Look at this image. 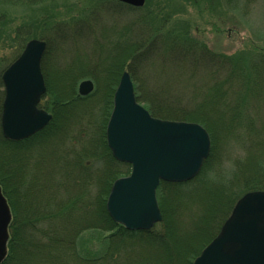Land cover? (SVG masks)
<instances>
[{
    "label": "trees",
    "instance_id": "obj_1",
    "mask_svg": "<svg viewBox=\"0 0 264 264\" xmlns=\"http://www.w3.org/2000/svg\"><path fill=\"white\" fill-rule=\"evenodd\" d=\"M43 1L45 0H0V35L10 42L11 48L10 58L0 56V88H3L4 71L20 56L28 41L37 38L46 40L48 51L42 62V70L50 102L46 104L44 97L41 107L53 114L49 126L34 137L21 142L8 141L1 132L4 96L0 98V144L2 150H6L10 155V159L3 161L7 165L16 163L7 176L0 174V185L13 214L9 229V253L3 264H120L118 259L121 258V254L128 251L127 259L134 254V248L138 247L144 252L157 249V264H163L164 260L165 264H177L176 261L192 264L218 234L239 198L247 191L264 189V172L241 183L252 185L251 188L242 186L245 189L236 194L232 192L234 182L229 183L228 189L221 187L204 190L205 194L202 195L209 205L205 211H210V217L205 218L204 221L197 219L193 224V230L188 234L195 235L196 238L193 239H199V242L190 239L189 247L193 250H187L184 254L179 251L180 255L175 259L173 255L177 249H174L173 243H179L177 226L181 227L182 209L195 202L199 186L196 188L194 183L200 185L207 177L209 178V165L213 162L214 155L206 160L203 172L194 181L188 184L161 182L158 188L163 214V223L160 226H165V230L169 227L172 247L168 245L166 234L162 230L154 228L149 232H133L117 224L108 213L107 199L113 183L118 179V174L123 169L130 168L131 171V167L113 157L106 141V127L113 109L115 90L125 66L129 64L132 79L138 82L135 83L137 99L144 102L155 117L200 123L208 130L213 145L220 131L224 138H233V136L239 138L241 132H244L246 136L244 138H264V53L252 54V56L250 54L249 57L219 54L201 41H192L188 29L161 35L162 28L170 18L163 17L165 19L161 20L147 8L150 3L142 9H134L114 1L111 10H116V6L127 7L136 15L127 26L128 35L133 38L136 36V42L124 45L122 48L123 50L130 46L131 51L124 56L122 50L115 52L116 59L105 66L100 62L101 59L96 63H86L81 60L78 66L71 62L73 65L69 64V67L63 65L65 68L56 64L55 68H51L55 70L53 73L51 66L48 65H51L49 57L53 54L58 39L67 38L70 33L79 37L84 33L92 37L99 33L96 38L103 37L106 24L100 25L98 21L102 18V11L111 10H107L106 5L100 0L97 6L90 8L92 9L90 15L77 22L70 30L66 28L67 25L57 26L54 22L48 23V20L41 34L37 30V20L14 26L15 22L8 13L10 7L13 9L33 6ZM120 14L122 16V13ZM96 38L97 44L101 40ZM96 51L98 54V50ZM157 53L164 60L165 58L170 60V57L171 62L177 61L176 68L179 73L182 72L181 76L162 75L158 71L159 66L156 68L153 66L158 60ZM140 64L141 69L145 70H141V74H138ZM59 68H64L63 71L70 73L71 76L68 79L66 92L60 90L57 79L54 77L51 78L52 81L48 79L49 76H55L54 74L57 76V72H60ZM82 75L92 76L96 83V90L87 97H80L77 91L78 82L83 79ZM81 101L89 102L91 106L93 103L103 106V109L98 110V116L96 109L84 122L88 128L94 126L96 133H87L86 136H91L90 138L69 140L67 137L70 133L73 131L71 134L75 136L79 130L73 122L76 108L85 105L81 104L83 103ZM76 103L79 105L76 106ZM60 138L65 139L61 140L59 150L56 148L53 150V144ZM68 140L69 145H67ZM26 150H29L28 152L35 150L37 153L32 157L36 158L46 154L61 157V165L69 169L73 165L72 183L63 182V187L56 190V193L51 190L47 192V203L43 204H51V207L45 211H42L43 204L37 203L35 199L40 195L39 188L32 186L28 189L29 174L26 165L31 158H26L29 154ZM257 150H261L260 145L257 146ZM16 154L19 156H15ZM63 158L69 159L70 162L65 164ZM44 170L43 166L42 171ZM9 180H14L13 186L7 183ZM192 186L195 188L191 189ZM59 195L63 198L59 199ZM199 197L201 195H198ZM24 199L30 200L25 209ZM174 199L184 200V205L176 206ZM55 220L57 225L53 226ZM201 224L204 230L203 233H198ZM211 226L214 228L212 232H210ZM90 229L110 233L108 241L111 246L105 256L97 259L87 258L80 251L79 239L83 232ZM195 232L197 233L194 234ZM131 259L133 258L129 260ZM126 264H134V260L126 261Z\"/></svg>",
    "mask_w": 264,
    "mask_h": 264
},
{
    "label": "rangeland",
    "instance_id": "obj_2",
    "mask_svg": "<svg viewBox=\"0 0 264 264\" xmlns=\"http://www.w3.org/2000/svg\"><path fill=\"white\" fill-rule=\"evenodd\" d=\"M99 1L100 0H45L40 4L38 3L33 6H22L13 9H11L10 7L8 13L11 16L10 18H12V20L15 22L14 26H17L24 22L37 20V30L39 34H41V31L44 30L47 24L45 23L47 20L48 23L54 22L57 26L67 25L66 28L70 30V28L76 25L77 22L84 20V17L89 16L91 13L90 11L92 10L90 8L97 6ZM114 1L116 0H102V3L103 5H106L105 8L107 7V10H111V8L114 7L111 4L114 3ZM146 4H149L147 8L152 10L159 18H161V20L165 19L163 17L170 18L169 22L162 28L163 32H161V35L168 32L172 33L177 30L188 29V31L190 32L189 38H191L192 41H201L205 43L212 51L219 54L236 57H249L250 54V56H252V54L264 53V0H146ZM115 9L116 10H111V13L106 12L105 10L102 11V18L98 22H100V25L106 24L103 30V37L100 36L99 38H96V36L100 35L99 33H96L94 35L96 40H101L99 41V43L96 44L95 38L90 36V34L85 35V33L81 35L82 37L71 35L70 33L69 37L65 39H58L55 44L53 54L51 55V57H49L51 65H48L51 66L50 69L55 68L56 64H60L61 67L65 68V66L69 67V64L78 66L79 61L81 60L86 61V63H96L99 59H101L100 62H102L105 66L108 63H112L116 59L117 54L115 52H120L124 45L126 46L136 42V36L134 37L135 40L132 36H129L127 28V26L132 22V19L136 15L127 7L122 8L120 6H116ZM146 12H148V10ZM120 13H122V16ZM44 41L47 43L46 40ZM9 45L10 42L6 39L4 40L3 36L0 35V56H11V48ZM96 50H98V54ZM47 51L48 44L46 53ZM130 51L131 47L127 46L122 50L121 53H123L124 56ZM132 52L134 51L132 50ZM46 53L44 55V58L46 56ZM162 58L163 57L160 58L157 53V63L153 64L155 68L159 66L158 71H160L162 75L166 76L168 74L172 77L178 74L179 76H181L182 72L179 73V70L176 68L177 61H172L174 62L172 63L170 61V57V60L166 58L164 60ZM128 66L129 64L125 66V70H128L130 72V68ZM64 68H59L60 72H57L58 78L56 74H54L55 76H49L48 79L50 78L51 81V78L53 77L57 79L60 90L66 92V88H68V79H70L71 76L69 75L70 73H65L63 71ZM141 70L145 69H141L140 64V72L138 74H141ZM53 73H55V70H53ZM81 77L83 78L81 81L92 79V76L90 75H82ZM136 82H134V85ZM3 96L5 98L4 86L3 88H0V98ZM44 97L45 103H49L50 95H47L46 93ZM81 102H83L81 104L85 105H79L76 103V106H79L76 108L75 121L73 122L76 127H79V130L75 136L71 134L73 132L72 131L67 137L69 138V140L70 138H90L91 136H86L87 133H96L94 126L88 128L87 124H85L84 122L87 121L88 118H90L92 111L95 112L96 109L97 111L99 109H103V106L99 103H93L91 106L88 104L89 102ZM138 102L145 106L144 102H141L139 100ZM205 114L207 115V117H209L207 113ZM98 115L99 111L97 112V116ZM152 116L155 117L153 114ZM221 133L222 131H220L218 133V137L215 138L214 145L211 139V153L209 157L214 155V159L213 162H211L209 165V178L207 177V179H205L200 185L196 182L194 183L196 188L199 186L196 192V199L194 200L195 202L190 206L184 207L182 209L183 216L181 214V227L179 228V225L177 226V241L179 243H173L174 249H177L175 251L176 253L174 252L173 255L175 259L177 255H180L179 251L184 254L187 250H193L191 247H189L190 239L195 240L193 238H196V236L193 235V237L188 233L193 230V224L197 221V219L204 221L205 218L210 217V211H205L209 207V205L206 203V200L202 195V193H204V190H206L207 188L210 190H215L216 188L221 187L224 189H228L227 187L229 186V183L234 182L235 184L232 183V185L234 186L232 192L236 194L239 193L240 190L242 192V190L246 187L251 188L252 185L249 184L247 186V184L244 185L241 183L245 182L248 179H251L252 177H258L260 176V172H264V166H262L264 165V138H244L246 137L244 135V132H241L239 138L236 136H233V138H224ZM64 139L65 138H60L59 140H56L52 146L53 150L55 148L56 150H59V144L61 140ZM69 140L67 142V145H69ZM258 145H260L261 150H257ZM2 149V145L0 144V174L3 176H7L8 172L12 170L14 166H16V163L13 162L7 165L3 161V159H10V155H8V152L6 150ZM28 151L29 150H26V152ZM28 153L29 154L27 155L25 154L26 156H28L26 157L27 159L31 158L26 165V169L28 170L29 174L28 189H30L32 186H34L35 188H39L40 195L35 198L37 203H47V192L49 190L56 193V190H60V188L63 187V182L72 183L73 165L69 169L68 167H63V165H61V157H52L48 156L47 154L40 155L38 153L40 155V158H36L32 157L34 153H37L35 152V150ZM87 155L89 156L88 152ZM15 156L19 155L16 154ZM63 160L65 164L70 162L69 159L63 158ZM43 166L45 168L44 171H42ZM203 168L200 174L203 172ZM121 171L122 172L118 174V179L127 177L130 174V168L128 170L123 169ZM192 181H194V179L188 182L190 183ZM13 182L14 180L7 181V183H9L11 186H13ZM188 182L185 183L188 184ZM195 186H192L191 189H194ZM242 186L246 187L244 188ZM252 191H264V189L257 188L256 190L254 189ZM249 192L251 191H247L246 193ZM156 194L157 200L159 202L158 189ZM245 194H243L242 196H244ZM63 195L64 197H66L65 194ZM198 195H201V197L198 198ZM227 196L228 195L226 193V197ZM60 198H63V196L59 195V199ZM29 201L30 200L24 199V209L27 208ZM174 201H176V206L184 205V200L178 201V199H174ZM50 205L51 204H43L42 211L50 208ZM60 224L61 223H59V225ZM55 225H57L56 220L53 223V226ZM214 226H216V224ZM212 227L213 226H211L210 228V232H212L214 229ZM155 229L164 231V234H166L168 245L172 247V245L170 244L171 238L169 237L168 233L169 227H166L165 230V226H160L159 224L155 227ZM203 230V225H199L197 232L203 233ZM197 232H195L194 234H196ZM206 232H208V229L206 230ZM109 234V232L99 229H90L83 232L79 239L80 251L87 258L97 259L105 256L109 251V247L111 246L110 241H108ZM195 242H199V239H196ZM196 243L195 245H197ZM133 253L134 254H132V256L126 259L128 251L124 252L123 254H121V258L118 259V262L120 264H126V261L131 260H134V264H157L158 262L157 249L144 252L142 251V249H140V247H138L134 248ZM130 258L133 259L129 260ZM176 262L177 264H184V262ZM163 264H165V260Z\"/></svg>",
    "mask_w": 264,
    "mask_h": 264
},
{
    "label": "water",
    "instance_id": "obj_3",
    "mask_svg": "<svg viewBox=\"0 0 264 264\" xmlns=\"http://www.w3.org/2000/svg\"><path fill=\"white\" fill-rule=\"evenodd\" d=\"M119 1L140 8L146 3ZM46 50L45 41H29L2 76L6 96L1 126L6 139H28L53 119L49 112L39 108L47 92L42 72ZM93 91L92 81L80 84V95ZM106 136L114 158L132 168L129 176L114 182L107 201L110 217L130 231H149L161 222L156 194L161 181L193 180L211 153V138L202 125L153 117L137 101L127 71L114 95ZM11 222L12 212L0 186V264L8 255ZM193 264H264V191L249 192L236 203L219 234Z\"/></svg>",
    "mask_w": 264,
    "mask_h": 264
}]
</instances>
